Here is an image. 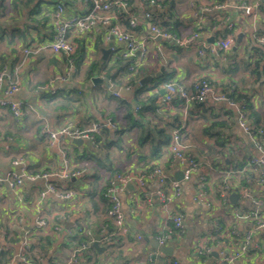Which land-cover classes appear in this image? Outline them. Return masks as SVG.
Segmentation results:
<instances>
[{
    "label": "crops",
    "instance_id": "obj_1",
    "mask_svg": "<svg viewBox=\"0 0 264 264\" xmlns=\"http://www.w3.org/2000/svg\"><path fill=\"white\" fill-rule=\"evenodd\" d=\"M154 1L161 10L148 6L149 10L168 20L178 36L196 32L198 37L186 47L148 38L147 53L133 70L137 83L129 85L132 73L126 74L125 69L137 61L138 54L124 57L123 45L105 26L96 25L82 34L74 29L68 32V38L76 44L69 72L64 56L49 48L53 27L42 13L59 2L68 14H82L89 0H0V70L19 79V89L12 99L23 105L20 120L0 107V176L14 168L15 158H21V165L31 174L61 170L64 162L67 171L80 172L50 179L57 187L73 191L69 199L53 193L41 198L40 192L49 180L40 177L24 179L19 195L0 182V252L7 259H0V264H23L18 259L22 237L30 242L32 264H65L81 244L76 240L80 236L88 237L89 244L76 253L74 264H213L223 254L237 252L247 234L246 250L226 264H264V228L251 217L254 212L264 216V185L257 181L258 168L247 165L258 151L237 120L240 101L246 100L248 124L264 126V46L257 40L264 36V0ZM143 3L129 0L135 13L139 8L146 9ZM205 5L211 9L201 11ZM242 5L250 6L249 12ZM230 21L231 45L223 52L212 50ZM141 23V27L131 29L137 38L149 33L146 22ZM119 24L129 29L126 20L121 19ZM161 66L165 71L159 77L139 85L141 78L158 72ZM113 76L121 83L112 82ZM161 77L177 81L189 92L195 81L206 78L238 99L236 104H229L211 98L202 102L175 98L170 105L160 106L164 93ZM138 86L143 89L140 97L158 93V108L144 117L150 128L157 126L170 133L185 119L181 141L206 176V193L194 201L199 175L193 174L188 180H179L180 196L163 207L155 181L147 182L141 190L128 183L119 193L126 230L115 234L102 193L116 171H137L157 163L167 175L164 191L168 194L173 192L171 182L181 173V165L172 159L166 145L154 148L161 136L148 128L145 138L123 117L124 109L115 106L116 97L131 102ZM119 87L131 92L125 97L115 96L113 92ZM132 112L136 113L135 108ZM106 118H112L115 127L101 129L93 142L84 139L75 144L65 134L50 140L41 131L44 126L54 131L68 124L85 128L92 121ZM36 210H41L46 227L37 226ZM175 213L183 215L181 232L174 229L170 218ZM55 224L57 230L53 229ZM108 234L114 235L113 241L104 239ZM163 234L168 236L160 243ZM95 235L101 236L99 245L103 249L91 245ZM154 239L170 246L171 255L153 248Z\"/></svg>",
    "mask_w": 264,
    "mask_h": 264
},
{
    "label": "built area",
    "instance_id": "obj_2",
    "mask_svg": "<svg viewBox=\"0 0 264 264\" xmlns=\"http://www.w3.org/2000/svg\"><path fill=\"white\" fill-rule=\"evenodd\" d=\"M90 4L87 10L82 14H68L62 3H56L51 9L44 11L42 14L52 24V38L49 42L50 50L56 55H62L66 59L67 71L69 72L73 68V56L76 51V44L68 38V32L74 29L78 34L89 32L94 26L102 25L107 28L109 34L115 37V39L123 45L121 54L124 57H133L138 54L137 61L129 66L130 70H135V67L141 63L147 53L148 38L153 39L160 37L161 40H170L175 42L181 47H186L193 44L198 34L196 32H190L182 36H178L163 27H160L155 21H152L159 12H153L149 10L148 6L158 7L160 6L154 0H144L141 6H145L146 9L139 8V13H135L130 8L129 0H89ZM245 12H249L250 6L242 5ZM210 6H202L201 11L210 10ZM121 19L126 20L129 29H123L119 21ZM144 21L148 27V35L145 37L137 38L131 29H135L136 26L142 24ZM197 26V25H196ZM232 21L226 22L225 30L212 45V50L223 52L226 50L232 42V38L229 35V31L232 29ZM258 42L264 46V36L257 37ZM26 54L29 53L28 49H25ZM65 76H61V79H65ZM20 86L19 79L8 73L5 69L0 70V107L7 108L12 116L18 120L21 119L23 114V105L21 101L13 100L12 96L18 91ZM161 86L164 89V93L160 98V106L170 105L175 98L185 100H195L202 102L207 98H211L214 101H226L229 104H236V100L230 97L225 91L221 90L217 85L213 84L206 78H199L193 83L192 91L189 92L186 88L177 81L162 82ZM113 94L118 96V92L114 91ZM241 107L237 112V120L239 126L242 128L248 138L252 141L258 155L251 156L247 165L257 167L259 170V176L257 181L264 185V127L257 126L251 127L248 124L245 116V101H240ZM115 127L110 118H106L103 122L92 121L88 127L80 128L71 124L65 125L57 130L51 131L45 126L41 131L47 134L50 140L58 138V136L65 134L70 138H81L82 140L95 141V134H97L103 127ZM186 129V121L183 119L178 125L171 131L170 140L168 144V150L172 156V159L181 165L182 180H188L193 174H198L197 193L194 196V201L199 200L202 195L206 193V176L202 174L198 162L184 150L181 139V131ZM65 157V154H64ZM14 168L10 169L3 176H0V182L7 184V186L17 193L19 187L23 184L24 179L34 180L36 178H43L49 180L45 188L40 192V197L43 198L48 193H53L60 199H69L72 197L73 191L70 188H59L52 182L51 178L56 177H68L79 174V171H67L66 162H64V168L61 170L46 169L36 173H27L24 167L21 165V158H15L12 160ZM155 181L158 185L157 193L160 197L163 207L167 206V203L174 197H178L181 194L179 180H173L171 186L173 192L166 193L165 186L167 182V175L163 168L153 163L151 166L137 171L123 170L115 172L108 184L103 190V196L108 202V208L106 215L112 221L114 225L115 234L125 233V222L123 213L121 210V198L120 191L128 183H132L137 189L141 190L145 187L147 182ZM18 194V193H17ZM19 195V194H18ZM223 196V194H221ZM240 217H246L238 215ZM251 217L255 220L258 227L264 228V216L254 212ZM173 227L177 232L183 231V215L182 213H175L170 216ZM36 224L38 227H46L47 222L41 216V210H36ZM54 230L58 229V225L53 226ZM80 231H83L79 229ZM90 235L88 230L84 231ZM113 234H108L104 237L107 241ZM168 234H163L159 239L162 243ZM247 234L245 240L240 245V249L232 255L223 254L222 258L213 264H226L232 261L236 257H239L246 249L248 243ZM75 244V242H74ZM89 242L77 244L72 256L65 264H74L77 262V252L86 248ZM30 249V242L26 237H22L18 247V259L23 264H32L29 260L28 251ZM200 254L204 251L200 250ZM173 264H179L176 261ZM252 264H262L260 262H254Z\"/></svg>",
    "mask_w": 264,
    "mask_h": 264
},
{
    "label": "trees",
    "instance_id": "obj_3",
    "mask_svg": "<svg viewBox=\"0 0 264 264\" xmlns=\"http://www.w3.org/2000/svg\"><path fill=\"white\" fill-rule=\"evenodd\" d=\"M154 17L155 18L152 21H155L160 27H163L164 29L176 34L174 31V28L171 26V23L168 20L164 21V19L161 18V14L157 15V17L154 15ZM157 19H159V20H157ZM140 27H141V25H140ZM137 29H138V27H137ZM125 71H126L125 72L126 74L132 73V75H130V78L127 81V84H129V85L136 84L137 80H138L137 74L136 75L133 74V70H130V69H125ZM141 71L142 70L140 69V72ZM88 75H89V72H88ZM86 78H88V76H86ZM116 78L117 77H115V76L111 77L112 82H114L115 84H120L121 82L119 81V79H116ZM159 81H160L159 83L170 81V78H162L161 77V79ZM142 92H143L142 87L138 86V88L136 90V95L134 96V98L131 102L126 101L125 99H122L120 97H116L115 98L116 99L115 100V106L117 109H119V108L124 109L123 117L127 120L128 123H130L131 127H137L138 131H140V133L142 135H144L145 138L146 137L148 138V136H146V135H148V131H147L148 128L152 129V132L154 133V135L161 136V139L159 140L157 145H154V148L156 150L162 145H166L168 147L171 132L167 133L165 128H158L157 126H152V128H150L149 127L150 125L148 126V121L144 120L145 114L147 112H154L156 110V108H158V105H156V99H157L158 93L155 92V94H152V95H149L146 97H140ZM50 98H53V96H50ZM108 98H110V96H108ZM234 99L236 100L238 98H234ZM244 101H246V100H244ZM133 108H135L136 113L132 112ZM134 115H137L138 118H136V117L134 118L133 117ZM110 119L112 120V118H110ZM112 122L114 123L113 120H112ZM176 126H177V124H176ZM257 126H261V125H257ZM257 126H255V127H257ZM175 127H173L172 130ZM262 127H264V126L262 125ZM101 129L107 130L106 127L105 128L102 127ZM150 139H151V137H150ZM156 157H159L158 154L155 155V158ZM152 164H149V165L151 166ZM118 171H120V170H118ZM107 208H108V206H107ZM88 239H89L88 237L80 236L76 240L78 242H81V243H84V242L86 243ZM108 240L113 241L114 236H110V238ZM5 256H6V254H3L2 252H0V259H5ZM5 260H7V259H5Z\"/></svg>",
    "mask_w": 264,
    "mask_h": 264
},
{
    "label": "water",
    "instance_id": "obj_4",
    "mask_svg": "<svg viewBox=\"0 0 264 264\" xmlns=\"http://www.w3.org/2000/svg\"><path fill=\"white\" fill-rule=\"evenodd\" d=\"M157 39L161 40L160 37H157ZM164 68L163 66H161L160 70L154 74H151L149 76H145L143 78H141L139 80V85H143L144 83H146L147 81L151 80L152 78H157L161 75V72H164ZM131 92V89H126V88H122V87H119L118 88V94L120 96H123L125 97L126 95H128V93ZM72 142L75 143V144H81L83 142V140L81 138H74L72 139ZM182 179V172L179 174V176H177V180H181ZM232 196H236L235 194L232 195ZM101 239V236L100 235H95L93 237V240L91 242V245L96 249V250H99V249H103L104 247L103 246H100L99 245V240ZM151 244H152V247L155 248L156 250L160 251L163 255L165 256H170L171 255V251H172V248L168 245H165V244H159V242L154 239L153 241H151ZM158 258H160V256H158Z\"/></svg>",
    "mask_w": 264,
    "mask_h": 264
}]
</instances>
